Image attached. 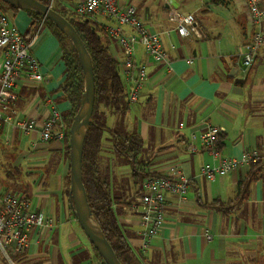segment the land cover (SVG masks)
Listing matches in <instances>:
<instances>
[{
    "label": "crops",
    "instance_id": "crops-1",
    "mask_svg": "<svg viewBox=\"0 0 264 264\" xmlns=\"http://www.w3.org/2000/svg\"><path fill=\"white\" fill-rule=\"evenodd\" d=\"M118 1L135 6L144 26L160 36L169 61L168 66L155 62L147 57L141 44L133 46L134 62L144 65L146 76L137 100L128 104L123 117L125 128L142 139L141 159L146 172L171 175L175 171L189 179L182 199L167 194L163 226L142 248L139 207L134 205L142 192L141 179H134L125 160L127 166L117 176L127 177L126 190L120 191L108 183L107 188L112 197L119 199L113 209L126 241L142 253V264H264V162L239 163L213 179L201 174L204 165H218L221 158L238 160L250 148L264 151V44L258 48L254 64L246 74L237 67V53L255 28L249 10L240 12L232 0ZM59 2L72 10L73 0ZM168 8L193 14L196 30L180 35L175 23L166 16ZM2 11L26 35L30 15L21 9ZM226 16L233 25L229 30L225 26ZM96 20L106 26L114 25L107 18ZM122 29L124 33L131 32L128 26ZM109 45L113 56L121 62L124 53L117 41L112 38ZM31 53L40 62L42 80L16 86L17 117L40 119L45 113L46 95L53 98L63 116L69 109V102L58 89L64 78V63L58 40L48 26H38ZM121 78L128 92L132 81L122 73ZM238 78L245 80L238 82ZM115 121L116 117H108L109 126ZM208 125L223 130L218 157L199 144ZM191 135L195 137L194 151L188 149ZM1 139L17 146L12 165L21 169V177H16L35 209L56 223L49 235L33 232L30 246L24 251L27 261L100 264L93 260L94 252L87 253L89 246L74 228L77 221L72 216L67 191L69 161L61 141L41 144L36 131L22 133L12 125L2 128ZM108 148L114 151L111 144L103 141L99 164ZM5 175L0 168V181ZM4 191L0 183V193ZM216 199L218 204H210ZM90 248L93 250L91 244Z\"/></svg>",
    "mask_w": 264,
    "mask_h": 264
},
{
    "label": "built area",
    "instance_id": "built-area-1",
    "mask_svg": "<svg viewBox=\"0 0 264 264\" xmlns=\"http://www.w3.org/2000/svg\"><path fill=\"white\" fill-rule=\"evenodd\" d=\"M59 0H46L49 7ZM254 31L250 39L238 53V70L246 74L252 67L258 48L264 44V0H245ZM72 10L78 15L102 16L114 25H105L108 35L114 38L121 47L124 58L119 62L120 72L131 80L127 99L134 102L139 96L140 88L145 80V67L134 62L132 50L137 43L141 44L148 58L168 66V58L162 47L160 36L149 31L136 14L132 3L121 4L118 0H73ZM166 16L175 23L177 32L186 36L196 30L197 20L191 13L182 14L175 8H168ZM42 22L40 23V25ZM128 26L131 32L124 33L122 27ZM37 30L26 37L10 21V17L0 8V128L12 125L22 133L36 131L38 141L46 144L50 141H61L65 134V123L55 105L53 98L46 95L43 99L45 113L40 119H21L17 117L15 101L18 97L14 91L20 83H37L42 80L40 62L31 53ZM133 72L136 75H133ZM180 126L183 123L179 124ZM221 127L208 125L200 136L199 144L214 157L220 155L216 144L222 136ZM194 135H191L188 149L196 150ZM264 162V151L255 148L245 150L240 159L221 158L218 165H204L201 174L207 179L216 175L222 176L239 163ZM172 172V171H171ZM174 174V175H173ZM189 179L184 175L148 177L141 184L142 192L135 198V206L139 207V223L142 227V248L149 245L150 240L161 230L164 223V208L167 194L182 199ZM56 223L50 216L36 210L31 198L19 193L4 191L0 193V254L8 264H17L12 255L24 252L30 246L33 232L49 235ZM209 239L210 235H206Z\"/></svg>",
    "mask_w": 264,
    "mask_h": 264
},
{
    "label": "trees",
    "instance_id": "trees-1",
    "mask_svg": "<svg viewBox=\"0 0 264 264\" xmlns=\"http://www.w3.org/2000/svg\"><path fill=\"white\" fill-rule=\"evenodd\" d=\"M39 1L44 4L47 3L46 0ZM10 8L19 10L12 6ZM51 8L64 16L72 24L92 60L95 93L94 105L91 123L83 145L81 167L82 182L89 207L120 262L122 264H142V253L132 248L126 241L114 212L113 204L119 199L112 197L107 188V181L101 177L99 154L102 150L104 139L110 142L118 155L125 157L130 166L132 176L135 180L141 179V184L145 178L162 175H155L145 171L146 164L141 159L142 139L136 132H128L125 128L123 117L128 109L129 101L127 99L126 86L121 78L119 62L110 50L109 43L112 37L108 35L105 25L99 23L95 16L76 14L73 10L63 6L59 1ZM24 11L31 18L26 35L34 33L42 22V24L52 30L60 45L61 58L64 63V78L58 89L62 93V97L69 102V109L62 116L66 129L61 144L64 154L68 158V129L79 107L83 88L82 71L77 54L68 38L52 22L43 19L33 11ZM110 116L116 117V121L112 126L108 125V117ZM1 135L2 127L0 128V156L3 160H0V168L6 175L0 183L6 191L27 196L22 189L23 183L17 179V177H21L22 171L12 165V161L18 153L17 146L15 144H6L1 139ZM222 137L220 136L216 144L218 151L223 146L221 143ZM52 161H55V158ZM218 202L219 200L216 199L210 204H218ZM92 248L95 253L93 260L103 264L93 246Z\"/></svg>",
    "mask_w": 264,
    "mask_h": 264
},
{
    "label": "water",
    "instance_id": "water-1",
    "mask_svg": "<svg viewBox=\"0 0 264 264\" xmlns=\"http://www.w3.org/2000/svg\"><path fill=\"white\" fill-rule=\"evenodd\" d=\"M9 6L33 11L43 19L52 22L69 40L77 54L82 71L83 88L80 104L68 129L69 161V205L90 244L96 250L103 264H122L106 239L89 207L82 182V152L86 134L91 123L94 105V75L91 56L72 24L60 13L39 0H1ZM245 79H236L243 82Z\"/></svg>",
    "mask_w": 264,
    "mask_h": 264
},
{
    "label": "rangeland",
    "instance_id": "rangeland-1",
    "mask_svg": "<svg viewBox=\"0 0 264 264\" xmlns=\"http://www.w3.org/2000/svg\"><path fill=\"white\" fill-rule=\"evenodd\" d=\"M232 4L235 5V6L238 4L237 9L240 12H242V13H247L248 7H247V4H246L245 0H232ZM0 6H1V8L3 10H6L7 12L9 10V8H10V6L7 3H5V2H3L1 0H0ZM229 10H232V9L229 8ZM224 11L226 13H228V9L225 8ZM95 18L103 19L104 17L96 16ZM227 18H228V16H226V18L224 20L227 22L225 24V26L228 28L227 30H229V28L231 27L232 24L228 23V19ZM237 60H238V58H237ZM239 74H240V72H239ZM104 143L108 144V145L110 144V142L108 140H105V139H104ZM105 150L107 151V152L104 151L105 155L102 154V157H103L104 161H103V163H102V161H100L101 162L100 163L101 177L105 181H107V183L110 186H114V188H116V189H118L120 191L126 190V187L128 186L127 177L123 176V175L117 176V175H119L117 172L127 166V163L125 162V160H126L125 157L121 156V155H118L114 151H110L109 148L105 149ZM102 157H101V159H102ZM74 225H75L74 228L77 230L79 235H81V237L84 239L85 243L89 246V250H88L89 252H87V253L92 255L94 250H92L90 248L89 240L87 239V237L83 233V231L80 228L78 222H74ZM11 257L17 264H30V263H28L24 252L17 251ZM0 264H8L1 257V254H0Z\"/></svg>",
    "mask_w": 264,
    "mask_h": 264
}]
</instances>
